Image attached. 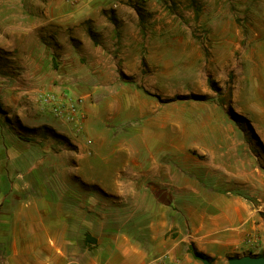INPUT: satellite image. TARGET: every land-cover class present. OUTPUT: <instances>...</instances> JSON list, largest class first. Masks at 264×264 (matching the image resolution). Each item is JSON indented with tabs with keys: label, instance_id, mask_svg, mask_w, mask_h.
Returning a JSON list of instances; mask_svg holds the SVG:
<instances>
[{
	"label": "crops",
	"instance_id": "1",
	"mask_svg": "<svg viewBox=\"0 0 264 264\" xmlns=\"http://www.w3.org/2000/svg\"><path fill=\"white\" fill-rule=\"evenodd\" d=\"M107 2L86 0L83 15L65 18V29L82 24L85 31L73 38L81 49L71 44L74 57L63 64L84 58L88 71H94L98 87L96 100L76 91L85 98V132L93 143L94 155H77L76 173L67 176L68 182L75 185L70 189L96 184L122 198L127 183H146L143 188L147 191L159 185L163 192L172 193L190 229L187 239L163 241L168 244L170 258L179 264H200L189 253V245L193 244L215 260L213 264H228L229 256L264 227V160L260 168L250 166L249 142L244 141L240 128L228 125L225 114L218 111L193 116L201 121L192 126L196 137L187 143L185 134L179 133L184 113L171 117L164 109L160 111L159 103L122 80L121 72L130 76L144 69L142 53L151 51L153 42L148 37L142 39V21L137 14L129 13V8H117L114 17L100 15L108 7ZM238 6L249 20V32H237L240 45L233 41L234 32L223 37L224 41L213 50L210 65L214 64L212 69L220 64L228 67L229 78L238 73L239 96L242 93L250 100V112L239 111L252 120L253 134L264 150V0H245ZM144 118L147 122L143 125L134 124ZM48 125L59 133L69 132L53 122ZM49 133L55 134L52 130ZM112 136L117 144L109 143ZM191 150L207 160L191 155ZM107 156L112 164L107 172L110 187L88 175ZM60 189L52 186V181L32 176L0 175V264H67L69 260L79 264L150 263L140 243L121 235H98V250L90 253L88 206L79 205L75 201L78 196ZM166 207L168 214L170 204ZM162 223L169 225L164 220ZM150 224L155 229L154 222Z\"/></svg>",
	"mask_w": 264,
	"mask_h": 264
},
{
	"label": "rangeland",
	"instance_id": "2",
	"mask_svg": "<svg viewBox=\"0 0 264 264\" xmlns=\"http://www.w3.org/2000/svg\"><path fill=\"white\" fill-rule=\"evenodd\" d=\"M85 1L0 0V105L3 110V113L0 111V175L32 176L40 181H52V186H59L63 193L72 192L73 197L78 196L75 201L79 205L83 203L84 208L88 206L90 213L91 238L87 241L90 253L98 250V235L102 238L121 235L142 245L149 255V264H179L170 258L168 244L163 241L187 239L190 229L186 217L179 214L172 193L163 192L159 185L147 191L143 188L146 183H127L122 198L114 197L96 184L76 185L70 189L75 185L68 182L67 176L76 173L77 155L82 153L88 158L94 155L93 143L85 132V98L76 92L96 100L98 87L93 79L94 71H88L87 61L82 57L74 63L63 64L74 57L71 44L76 50L81 49L74 41L77 39L73 38L85 31L82 24L65 29L68 20L65 18L83 15L87 9ZM244 1L108 0V7L99 14L114 17L120 7L129 8L131 14L139 16L140 13L142 39L145 41L148 37L153 47L146 54L142 53L146 62L144 69L130 76L121 72L122 80L139 94L159 103L160 111L164 109L171 117L178 112L184 113L181 120L184 126L179 133L185 134L187 143L196 137L192 126L201 121L194 115L221 112L227 117L228 125L240 128L244 141L249 142L250 166L260 168L264 150L251 130V127L255 128L252 120L239 111L243 109L249 113L250 100L242 93L239 96L238 73L234 72L229 78L228 67L220 64L212 69L214 64L210 65L213 50L224 41L223 37L234 32L233 41L240 45L242 41L237 39V32L248 34L249 20L241 15L238 6ZM55 17L56 22L47 23ZM46 93L81 99L84 118L80 125L67 124L55 118L49 108H43L39 98ZM192 95L203 96L205 101L190 99ZM49 122L60 129L63 127L62 130L66 127V133L69 132L66 135L59 133L48 125ZM146 122L147 118H144L134 124L138 127ZM112 125L111 129L116 132ZM51 130L55 134L49 133ZM109 143L118 142L112 136ZM189 153L207 160L197 151ZM108 159L107 156L105 162L96 165L88 175L110 187L107 172L112 164ZM167 204H170L168 214L165 213ZM162 220L169 225H163ZM152 221L155 229L150 227ZM243 257L264 258V227L229 256L227 263L230 259ZM210 261L211 264L215 262ZM69 262L79 264L70 260L67 264Z\"/></svg>",
	"mask_w": 264,
	"mask_h": 264
},
{
	"label": "built area",
	"instance_id": "3",
	"mask_svg": "<svg viewBox=\"0 0 264 264\" xmlns=\"http://www.w3.org/2000/svg\"><path fill=\"white\" fill-rule=\"evenodd\" d=\"M39 102L43 108H49L55 118L67 124L79 126L81 119L84 118L81 112L83 104L81 99L46 93L40 96Z\"/></svg>",
	"mask_w": 264,
	"mask_h": 264
},
{
	"label": "trees",
	"instance_id": "4",
	"mask_svg": "<svg viewBox=\"0 0 264 264\" xmlns=\"http://www.w3.org/2000/svg\"><path fill=\"white\" fill-rule=\"evenodd\" d=\"M139 17H140V19L142 21L140 13H139ZM143 65H146L145 60H143ZM210 83H211L212 87H214V83L213 82H210ZM178 99H180V98H178ZM190 99H195V100H199V101H205V97L196 96V95H192ZM0 111L3 113L1 105H0ZM251 130L254 131L252 127H251ZM189 250H190V253L193 255V257L196 260H198V261L209 260L210 261V259L206 255H204L203 253L199 252L193 244L190 246Z\"/></svg>",
	"mask_w": 264,
	"mask_h": 264
},
{
	"label": "water",
	"instance_id": "5",
	"mask_svg": "<svg viewBox=\"0 0 264 264\" xmlns=\"http://www.w3.org/2000/svg\"><path fill=\"white\" fill-rule=\"evenodd\" d=\"M203 264H211L209 260H203ZM229 264H264V258H252V257H243V258H234L229 260Z\"/></svg>",
	"mask_w": 264,
	"mask_h": 264
}]
</instances>
